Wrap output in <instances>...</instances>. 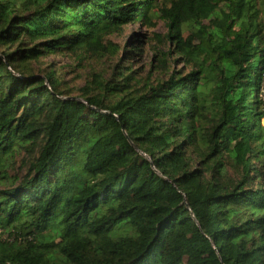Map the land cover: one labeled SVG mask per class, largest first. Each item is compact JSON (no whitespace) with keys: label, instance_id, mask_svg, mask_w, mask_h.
Here are the masks:
<instances>
[{"label":"trees","instance_id":"obj_1","mask_svg":"<svg viewBox=\"0 0 264 264\" xmlns=\"http://www.w3.org/2000/svg\"><path fill=\"white\" fill-rule=\"evenodd\" d=\"M0 264H264V0H0Z\"/></svg>","mask_w":264,"mask_h":264},{"label":"rangeland","instance_id":"obj_2","mask_svg":"<svg viewBox=\"0 0 264 264\" xmlns=\"http://www.w3.org/2000/svg\"><path fill=\"white\" fill-rule=\"evenodd\" d=\"M166 34L167 28L164 22L159 20L155 27H150L145 24L130 25L120 34L112 36L110 40L118 46L127 47V50H133L130 48L132 42L130 41L131 38L134 35H141V37L144 38L146 37L148 42L150 41V45H146V55L144 57L134 58L132 60L133 62H131L130 57H128L129 61L124 62L125 66H132L135 69L146 66V73L143 74V76H146L150 71L151 62L154 61L155 54L153 46L159 45L154 37L157 35L164 36ZM135 45L139 46L138 43ZM108 65V61L100 63L94 60H84L83 62H80L79 59L77 60L75 56L71 54H56L43 57L37 64L33 63V72H41L52 68L66 83H68V86L73 89V96L78 97L81 93L80 89L86 86L88 83L87 81L92 77V73L96 70L98 72H106L110 70ZM171 67L176 68V65H173L172 62ZM180 68L181 67H179V69ZM154 76L158 77V74H155Z\"/></svg>","mask_w":264,"mask_h":264}]
</instances>
